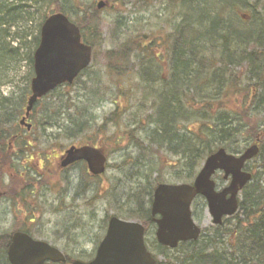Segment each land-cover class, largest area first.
<instances>
[{"label": "trees", "instance_id": "obj_1", "mask_svg": "<svg viewBox=\"0 0 264 264\" xmlns=\"http://www.w3.org/2000/svg\"><path fill=\"white\" fill-rule=\"evenodd\" d=\"M27 1L36 4L40 0H0V69L6 67L7 54L19 52L14 47L16 41L23 38L28 40L31 37V40L27 41L29 46H26V60L31 67L30 81L33 77V53L40 41V30L38 29L37 35L22 33L19 36L27 23L34 22V16L38 12V5L28 4ZM164 1H167L173 10H182L183 16L180 25L171 35L174 42L170 54L172 59L169 60L172 77L168 82L162 81L163 85L157 95L153 94L151 97L148 123L153 130L147 137L148 141L157 147L159 152L178 157L175 163L168 164L173 168L171 174L176 178L174 180L191 182L204 159L215 150L225 148L229 152L238 153L260 139L262 145L259 159L264 173V0ZM54 3L57 4V0L50 1L51 5ZM49 5H46L39 28L50 14L61 12L78 25L85 43L94 48L99 44L102 39V33L99 31L100 21L98 18H88L89 13L94 15L95 8L84 10L77 8L75 4L72 8L57 4L55 8L50 9ZM34 8L36 10L32 12ZM238 9L251 12L247 25L234 22L230 16V13ZM218 43L221 45L220 50L216 45ZM152 45L153 42L147 38L139 41L130 39L119 49L106 53L107 63L117 75L124 76L128 72H125L123 65L129 59L130 53L135 50L136 57L145 56V48ZM96 55L97 53L94 54V60ZM159 59L165 61L161 57ZM244 65H248V70L242 75L232 71L233 68ZM150 71L151 74L148 73ZM154 71V67L144 68L142 79L148 86L159 80L157 77H144L157 75ZM2 76L0 70V79ZM29 81L21 101L0 95V98L3 97L0 99V166L3 163H12V166L9 165L14 171L19 164L17 161L23 160V152H13L10 144L15 142V145H18L22 132L27 133L18 124L19 121L16 123V119L20 118L27 106V99L31 94ZM209 81H216V85L211 88L212 91L203 92L204 83ZM226 83L229 86L225 87ZM60 88L62 87L43 98L47 100L49 97H55L46 108L38 110L39 103L43 100L41 99L32 111L31 119L38 122L40 129L61 128L63 116H70L71 107H68L64 97L57 95ZM237 89L239 92L234 91ZM224 95H228L232 103L226 104ZM241 98L245 101L242 102ZM250 116L258 118L257 123H252V126ZM75 125L77 128H70L69 135L84 132L88 128L86 123ZM191 125L196 130H193ZM32 132L34 131L30 133ZM136 144L144 149L142 140L137 139ZM29 150L35 152V149ZM29 171L26 175L33 174ZM157 182L160 184L164 181L158 178ZM150 194L149 192V196ZM242 194L232 229H225V225L215 227L212 236L203 234L201 239L181 243L173 251L158 246L157 255H162L167 261L172 260L175 264H264V184L254 175ZM137 195L135 202L138 207L129 210L127 217L140 220L144 225L150 224V210H142L143 201L138 199ZM195 208L203 212L204 199L196 200ZM232 234H235L234 240L227 241L225 236ZM221 247L226 250L221 251Z\"/></svg>", "mask_w": 264, "mask_h": 264}, {"label": "rangeland", "instance_id": "obj_2", "mask_svg": "<svg viewBox=\"0 0 264 264\" xmlns=\"http://www.w3.org/2000/svg\"><path fill=\"white\" fill-rule=\"evenodd\" d=\"M50 1L40 0L34 3L39 6L36 7L38 12L34 16V22L27 23L21 29L23 30L21 33L38 34L40 19ZM99 2L104 4L100 10L97 9ZM57 4L68 6L67 8H72L75 4L77 8L81 7L84 10L95 8L94 15L89 13L88 18H98L100 21L99 31L102 33V39L94 48V53H97L96 60L72 86H64L58 90L57 95L64 97L68 107H71L70 116L62 118L61 128L49 127L43 130L35 119H28V123L34 125V132L30 134L22 132L18 145H15V142L10 144L13 152H23V160L17 161L19 163L17 171L10 167L12 163H9L10 165L3 163L0 166V186L4 187L7 194L22 188L25 191L26 199L23 202L25 210H21V213L16 211L14 215L10 213L11 216L37 217L35 224L39 223L41 233L63 238L65 241L62 245L65 246L69 244V247H86L88 248L86 253L91 254L96 244L103 238L110 217L127 219V212L138 207L135 199L137 194L138 199L143 201L142 210H150L158 178L166 184L182 183L174 180L176 178L171 174L173 168L168 166L169 163H175L178 157L159 152L157 147L148 141L147 137L153 127H150L144 118L148 115L153 94L157 95L162 81L168 82L172 77L169 60L172 59L170 54L174 42L171 35L180 25L183 11L173 10L164 0H57ZM57 4H50L48 8H55ZM230 16L234 22L247 25L251 12L247 9H238L230 13ZM143 38L152 41L153 45L145 48V56L136 57L135 50L130 53L129 59L123 65L127 74L119 76L110 69L105 56L108 51L119 49L130 39L139 41ZM30 40L31 37L28 40L25 38L17 40L18 46L14 44V47L19 52L6 56V67L0 69L3 74L0 79L2 80L0 95L3 97L9 96L13 100L21 101L24 96L31 71L26 60V46H29L27 41ZM216 45L220 50L221 45L219 43ZM215 51L217 52V48ZM159 57L165 61H161ZM146 66L154 67L157 75L144 77L159 79L151 86L142 79ZM247 70L248 65L232 69L240 75ZM148 73L151 74V71ZM30 83L31 79L29 86ZM215 85L216 81L204 83L203 92L212 91L211 88L213 89ZM225 85L229 86L227 83ZM234 91L239 92V89ZM223 99L226 104L232 103L228 95H224ZM54 100L55 97L43 99L38 110H43ZM60 100L62 103L61 97ZM241 101L245 99L241 98ZM248 101L251 103L250 99ZM22 116L23 114L16 119V123ZM257 121L258 118L250 116V126ZM76 123H86L88 128L84 132L69 135L70 128H77ZM191 128L196 130L193 125ZM137 139L142 140L144 149L136 144ZM24 142L32 143V146L25 148ZM84 145L102 148L108 156V168L99 178L92 176L84 163L77 164L73 169L61 170L59 155L71 146ZM29 149H35V152ZM37 152L43 157H37ZM28 155L33 159L24 161ZM250 168H253L251 171L264 184L261 161L252 162ZM18 169L27 174L29 169H34L35 172L21 179ZM220 178L216 176L215 180L220 187H224L226 184L221 182ZM6 206L7 199L0 204V235L10 231L8 215L6 216L4 211ZM195 215L205 236H212L215 226L208 212L202 214L200 210H196ZM229 223L224 227L227 230L234 227L233 220ZM35 224L34 228L37 227ZM225 239L231 241L234 237L226 235ZM220 249L226 250L224 247ZM157 256L160 257V261H165L163 256Z\"/></svg>", "mask_w": 264, "mask_h": 264}, {"label": "water", "instance_id": "obj_3", "mask_svg": "<svg viewBox=\"0 0 264 264\" xmlns=\"http://www.w3.org/2000/svg\"><path fill=\"white\" fill-rule=\"evenodd\" d=\"M91 60L92 47L82 42L80 29L61 13L51 15L42 25L40 44L34 53L35 75L31 81L32 95L21 124H26L27 117L40 98L63 84H72L75 78L89 67ZM27 128L30 130L31 125H27ZM258 152L257 145L248 148L240 156L230 155L224 149H220L206 160L192 185H159L154 192L151 208L158 227L156 232L158 242L175 249L181 242L199 239L201 228L195 222L191 211L192 203L199 195L207 200L215 224H221L224 216L235 214L239 205L238 193L252 178L250 173L243 172L242 169L246 161ZM78 161H86L90 172L95 176L105 173L107 157L97 148L72 147L66 152L62 167ZM219 170L225 172V179L232 176L230 186L221 192L216 190V183L212 180ZM229 194L230 197H228ZM1 195L0 192V197ZM158 215L159 218H157ZM18 241L19 236H16L15 245L10 250L11 260L15 251L19 250ZM27 241L34 243L29 238ZM29 243H27L28 248L33 253L39 243H34L36 246ZM44 245L59 254L57 260L65 261L61 252L48 244ZM48 255L42 260L49 258ZM75 264L159 263L145 244V227L138 221H124L114 216L109 222L106 237L101 242L95 259L89 263L76 262Z\"/></svg>", "mask_w": 264, "mask_h": 264}, {"label": "flooded vegetation", "instance_id": "obj_4", "mask_svg": "<svg viewBox=\"0 0 264 264\" xmlns=\"http://www.w3.org/2000/svg\"><path fill=\"white\" fill-rule=\"evenodd\" d=\"M65 151L63 152L62 155H59L60 164H61L62 157L64 156ZM79 163L86 164L85 162H78V163L69 165L65 168L61 167V170L66 171L69 169H73ZM0 189L3 194L2 198L0 199V204L4 200L7 199L8 206H6L4 211L6 213V216L8 215L7 220L10 224V231L8 233H4L0 235V264H15L10 258V249L14 245L15 236L18 234L29 236L33 239L34 242L46 243L50 245L51 247L57 249L61 253H63L64 257L66 258L65 262L57 260V256H59V254L55 252L54 250H48L44 244H42L44 246L42 245L36 246L34 248L35 251L31 253L27 245V243H29L27 241V238L24 236H20L19 241H18L19 250L17 249L13 256V259L15 260V262L19 264H26V263H29V264H75L76 261L90 262L95 258L97 249L101 241L104 239L106 235L108 224L105 228V232L103 233L104 234L103 238L100 240V242L96 244L95 250L91 254L86 253L88 251V248L86 247H77V246L69 247V244H66L65 246V245H62L63 242L65 241L63 238H59L56 236L53 237L52 234L45 235L41 233L39 223L35 224L37 223L35 222L37 217L30 218V217L11 216L10 213L14 215L16 211L21 213V210H25L24 204H23V202L26 199L25 191L22 188L20 190H12L10 193L7 194L4 187H0ZM7 207H9V209ZM34 224L37 225V227L34 228L33 227ZM145 228H146V244L148 246V249L155 256V254H157L156 249L158 248V246H161V245L157 242V239H156L157 225L154 222V219H151V223L146 224ZM150 231H153V233L150 234L149 233ZM44 236H50L51 238H46ZM47 255L50 257L42 260V258ZM165 263L167 264V262Z\"/></svg>", "mask_w": 264, "mask_h": 264}, {"label": "bare ground", "instance_id": "obj_5", "mask_svg": "<svg viewBox=\"0 0 264 264\" xmlns=\"http://www.w3.org/2000/svg\"><path fill=\"white\" fill-rule=\"evenodd\" d=\"M71 1H75V0H71ZM21 35H22V33H21ZM33 64H34V60H33ZM80 77H81V76L78 75V76L75 78L74 82L77 81ZM74 82H73V84H74ZM162 85H163V83H161V86H162ZM148 117H149V116L147 115V117H145L144 119L147 121V124H149V126H151L150 123H148L149 120H150V119H148ZM177 142H178V141H177ZM72 147H76V146H71L70 148L66 149V151L68 152ZM76 148H79V147H76Z\"/></svg>", "mask_w": 264, "mask_h": 264}]
</instances>
